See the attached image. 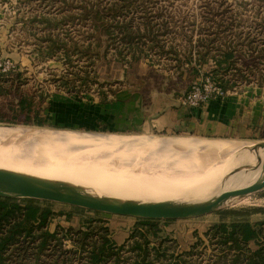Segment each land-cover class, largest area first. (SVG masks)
Here are the masks:
<instances>
[{
	"label": "rangeland",
	"instance_id": "rangeland-1",
	"mask_svg": "<svg viewBox=\"0 0 264 264\" xmlns=\"http://www.w3.org/2000/svg\"><path fill=\"white\" fill-rule=\"evenodd\" d=\"M90 5L98 8L100 23L116 25L123 20H132L136 25L142 22L139 18H151L153 30L161 34L163 51L145 39L144 30L141 39L134 40V44L138 43L142 48V52L139 46L134 50L140 54L137 61L129 59L133 50L129 52L123 48V57L117 55L114 47L106 50L96 46L98 39L106 37L94 31V13L85 12ZM71 38L84 46L90 42L89 50L76 53L67 41L69 50L66 52L70 57L66 58L64 50L50 44L51 40ZM146 42L149 45L147 51L143 49ZM232 44L236 52L230 60V67L223 72L231 86L222 88L226 91L222 96L212 98L221 102L242 98L246 113L255 106L250 123H254L256 131L251 135L215 137L153 130L145 127L139 118L143 113L137 114L134 108L126 112L124 97L132 89H137L145 97L157 91L172 93L167 101L169 105L193 108L182 102L186 92L205 82L206 77L217 83L211 73L214 61L210 57L205 58L206 61L198 58L206 52L216 55V48L224 49ZM38 45L40 50L36 51ZM49 47L54 48L53 54L46 56L43 53ZM125 57L130 62L122 60ZM0 59L12 68L6 72L14 78L12 83L5 82V86L14 85L18 89H15V95L6 97L5 102H16V96L21 94L27 98V112L14 121L1 120L0 126L72 131L100 137L218 139L232 146L238 142L252 145L250 148L264 143V0H0ZM60 79L71 82L65 86ZM153 108L144 105L143 110L149 113ZM39 119L41 125L36 124ZM192 165L187 163L188 167L208 169L201 180L202 187L207 189L216 179L215 169L219 174L222 172V167L217 165ZM263 177L233 173L222 184L221 193L260 181ZM92 191L96 190L93 188ZM40 205L55 213L49 225L51 230L58 226L84 228L88 217L107 226L113 241L125 238L134 227L144 230L140 224L142 221L135 217L96 213L55 202ZM222 205L230 206L198 217L157 220L154 230L147 231L146 235L152 244L166 240L165 243L171 244L169 250L175 252L174 256L192 251L191 255H182L183 259L189 258L186 259L188 264H222L217 262L219 247L212 245L205 233L221 222L243 221L255 225L264 221V188L244 199L230 197ZM64 238L61 237L63 241ZM250 247L254 248V243ZM73 248L69 240L64 241L63 249Z\"/></svg>",
	"mask_w": 264,
	"mask_h": 264
},
{
	"label": "bare ground",
	"instance_id": "bare-ground-1",
	"mask_svg": "<svg viewBox=\"0 0 264 264\" xmlns=\"http://www.w3.org/2000/svg\"><path fill=\"white\" fill-rule=\"evenodd\" d=\"M251 146L0 126V169L70 183L98 196L203 203L216 198L233 173L264 175V143ZM187 163L221 166L222 172L215 169L207 189L201 180L208 169Z\"/></svg>",
	"mask_w": 264,
	"mask_h": 264
},
{
	"label": "trees",
	"instance_id": "trees-1",
	"mask_svg": "<svg viewBox=\"0 0 264 264\" xmlns=\"http://www.w3.org/2000/svg\"><path fill=\"white\" fill-rule=\"evenodd\" d=\"M85 12L94 13L93 18L96 20L93 22L94 31L106 37V39H98L96 46L106 50L114 47L118 51L117 55L123 57V48L129 52L133 50L130 61L140 59V54L134 52L140 45L134 44V40L141 39L143 30L146 31L147 35H144L148 42L158 45L160 51H163L165 47L161 34L153 30L151 23L153 20L149 17L139 18L142 22L136 25L132 20H123L114 25L99 22L100 18L97 16L99 10L95 5H90ZM67 41L76 53L86 52L91 46L90 42L84 46L73 38L66 41L51 40L50 44H56L57 48L65 51V57L69 58L66 52L69 50ZM148 42L146 47L143 46L146 51L149 49ZM78 47H81V50ZM141 49L140 47V52H142ZM235 49V45L232 44L224 49L216 48L215 52H218L216 55L206 52L198 58L200 61H206L205 58L210 57L214 61L215 67L211 69V73L214 74L217 84L224 89L231 86L224 78L223 72L230 67V60L236 52ZM38 50L40 46L36 51ZM53 50L54 48L49 47L43 54L52 55ZM172 51L175 54L178 53L177 50L172 49ZM122 60L130 62L126 60V57ZM10 78H12L11 81H8L7 79ZM60 80L65 86H69L71 82V80ZM12 81L14 78L10 72H0V121L7 118L14 121L27 112L25 95L16 96V102L12 100L5 102L6 97L15 95V89L18 91L14 85L5 86V82L12 83ZM35 117H37L36 114ZM36 124L41 125L42 121L39 119ZM41 203L44 202L0 197V264H188L186 259L189 258L183 259L182 255H191L192 251L174 256L175 252L169 250L171 244L165 243L166 240L152 244L146 232L154 230L157 220L140 219L144 230L134 227L123 243L116 244L109 237L110 229L96 218L88 217L84 221V228L58 226L51 230L49 225L55 213L48 207L41 206ZM63 236L66 241L69 240L73 244L74 250L63 249L65 241L61 239ZM205 236L212 245L219 247L217 262L264 264V221L255 225L243 221H233L230 224L221 222L210 227ZM252 243L254 248L250 247Z\"/></svg>",
	"mask_w": 264,
	"mask_h": 264
},
{
	"label": "water",
	"instance_id": "water-1",
	"mask_svg": "<svg viewBox=\"0 0 264 264\" xmlns=\"http://www.w3.org/2000/svg\"><path fill=\"white\" fill-rule=\"evenodd\" d=\"M263 188L264 177L262 180L249 185L224 191L216 198L203 203L139 202L110 196H98L87 193L81 187L70 183L46 180L0 169V197L2 198L55 202L91 212L145 220L186 219L206 215L221 207L230 206L222 205L230 197L240 196L244 199L247 195Z\"/></svg>",
	"mask_w": 264,
	"mask_h": 264
},
{
	"label": "crops",
	"instance_id": "crops-1",
	"mask_svg": "<svg viewBox=\"0 0 264 264\" xmlns=\"http://www.w3.org/2000/svg\"><path fill=\"white\" fill-rule=\"evenodd\" d=\"M131 91L128 90L124 97L127 101L126 112L134 108L137 114L143 113L139 118L143 120L144 126L149 129L187 132L196 135L207 134L215 137L230 135L236 138L251 135L256 131L254 123H250V119L254 118L251 113L256 107L253 106L252 110H247L248 113H246L242 98L227 102L212 98L204 106L187 108L169 105L167 101L171 98L172 93L157 91L150 97H145L146 95H142L143 93L137 89ZM144 105L154 108L147 113L143 110ZM129 230L130 228L127 229V231ZM127 237L128 235L114 242L121 244Z\"/></svg>",
	"mask_w": 264,
	"mask_h": 264
},
{
	"label": "built area",
	"instance_id": "built-area-1",
	"mask_svg": "<svg viewBox=\"0 0 264 264\" xmlns=\"http://www.w3.org/2000/svg\"><path fill=\"white\" fill-rule=\"evenodd\" d=\"M9 66H6L0 59V72L10 71ZM226 93L220 85H218L213 79L206 77L205 82L198 86H192L183 98V103L190 107L201 106L208 102L213 96H222Z\"/></svg>",
	"mask_w": 264,
	"mask_h": 264
}]
</instances>
